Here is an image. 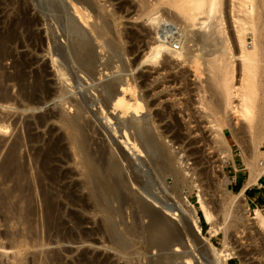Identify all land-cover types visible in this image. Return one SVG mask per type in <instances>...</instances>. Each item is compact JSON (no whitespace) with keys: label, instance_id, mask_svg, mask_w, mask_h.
Masks as SVG:
<instances>
[{"label":"bare ground","instance_id":"6f19581e","mask_svg":"<svg viewBox=\"0 0 264 264\" xmlns=\"http://www.w3.org/2000/svg\"><path fill=\"white\" fill-rule=\"evenodd\" d=\"M2 1L7 0H0V3ZM32 1L40 16L38 19L36 17L37 20L34 19V21L32 18L29 22L30 17L27 19L25 12L23 19L33 28L39 29L38 26L42 28L41 24L45 26L44 33L48 49L44 52L45 54L40 52L39 43L42 44L44 40L40 35L35 34L33 36L35 43H28L30 51L19 52L17 57H12L11 65L15 73L0 74V85L15 81L19 86L18 95L23 102L25 101L26 107L35 110L57 99L60 109L56 106L57 112L48 111L49 113L36 117L35 124L43 126L52 123L58 126L60 132L54 135L55 130L49 124L50 127L48 126L46 133L48 137L43 136L46 138L44 140L39 135L31 132L30 135L28 134L31 142L36 143L42 140L45 142L41 143L42 146L32 147L36 162L35 169L32 167L34 172L30 166L27 167L28 165L19 161L18 148L22 142L21 138L17 137L9 146L5 157L2 159L0 157V161L2 160L0 163V227H4V230L0 232V251L11 253L8 259L9 264H64L62 252H58L61 251L60 249L43 250V248L62 244L78 246L82 243L97 246L100 242L124 257L125 264H132L131 260L139 257L136 255L137 249L135 253V249L132 248L137 240L138 242L142 240L144 245L142 246L146 248L143 253L147 252V255L142 258L146 259L147 264L169 262L164 260L176 263L183 259V264H192L186 259V253L183 254L188 250V244L192 247L196 246L195 249L201 251L203 258L205 257L204 261L207 259L210 264H222V262L226 264L230 254L226 250L215 248L208 238L203 237L197 224L196 214L193 213L195 211L185 210L179 202H176V208L167 203L169 196L167 197L166 194L169 192L164 185L167 176L172 177L176 186L183 185L184 180L183 176H180L173 168L172 157L160 144L162 138L169 137L174 144L180 145L184 150L187 149L188 157H196L194 164L197 167L206 163L203 158L204 152L192 149L197 142L191 139V134H182L178 124L175 126L165 124L159 132L158 128L154 127V118L151 120L150 114L144 115L145 108L142 103L144 100L142 101L143 98L140 99L139 96V98L136 97V87L128 80L120 76L117 78L118 75L111 79L113 74L110 77L111 80L100 81L104 71H110L112 66L114 69L112 59L110 62L108 58L104 64L102 63L103 65L98 66L101 54H106L108 49L111 51L117 41L112 45L114 40L112 38L111 41L101 40L106 37L107 32L102 30L100 25L94 24L96 30H94L95 27L92 30L90 22L92 13L88 11H92V7L96 4L93 6L92 0ZM138 1L142 7L141 15L144 14V19H146L145 15L147 16L146 20L155 31V38L148 47L149 53L147 56L144 55L143 65L146 63L152 65L159 58L164 61L163 63L169 62L172 65H174L173 62L187 63L191 66L189 68L194 69L197 80V77L198 79L201 77L203 71L201 72L200 67L204 64L202 70H205L207 76L206 84L212 89L211 99L209 95L212 106L207 104L210 102L204 101V103L208 105L205 110H210L209 107H211L209 113L212 114V120L209 125H212L211 130L215 134L213 138L218 137L217 143L220 141L223 145V148L220 146L223 149L221 151L231 159V146L225 136L228 133L225 134L224 129L231 130V136H234V140L246 155L244 163L248 171V180L245 187L257 184L259 177L264 175V0H155L152 4L151 0ZM163 3L167 4L168 9L174 11L175 14L172 15L174 20L172 18L167 20L159 14L158 7ZM22 6H24L23 2ZM175 20L177 24L174 23ZM224 21L227 23V28ZM87 31L93 33L98 46L94 44V40ZM118 36L120 38V35ZM248 40L251 41L249 44ZM6 43L8 41L0 43V52L6 48ZM175 45L177 47H174ZM97 49H100L99 54ZM136 51L137 46L130 50L132 53ZM45 57L51 61L52 72H48L49 69H46L45 64L40 63ZM168 58H171V62ZM166 66H162V69L165 70ZM236 75L239 77L238 80ZM28 76L32 78L30 84L27 82ZM185 77L183 74V81ZM145 80L143 78L142 83ZM181 83L184 82L181 81ZM186 85L188 87L189 84L186 83ZM7 90L4 88L0 90V108L5 111L13 105H4L12 99ZM204 90L208 93L207 88ZM203 98L205 100L206 97ZM89 113L92 114L95 123H91L92 121L90 122L86 116ZM228 113L231 117H235L237 122L234 128L239 124L238 130L233 129L229 123H226L227 121L223 125L224 119L230 118ZM158 120L159 123H163L162 117ZM27 125L31 126V124ZM6 129L8 128L0 124L1 135H4L2 133H5ZM60 147H63L66 152L61 153L60 158L54 159L53 154ZM37 156H40V160H37ZM201 169L200 173L205 179L207 170ZM224 180L222 182L225 185L226 180ZM81 191L85 192L86 197L80 194ZM169 191L174 195L176 193L173 188ZM242 196L243 191L236 195L232 193L229 195L230 205H233L235 210L233 214L235 223L238 219V210L245 208L244 211H248V207L244 206L245 203L236 201ZM72 197L84 199L79 207L81 215L75 217L74 227L79 230L82 224H87L88 227L90 225L95 235L83 233L81 230L75 234L71 226H67L63 219L57 218L60 212L64 214L66 211L63 206L64 201L68 202L66 199ZM198 200L203 218L209 225V234L212 235L218 229L216 230L213 225L211 213L203 205L202 200ZM173 211L177 212H175L176 218H173L175 225L170 219L173 217L170 215ZM36 213L41 214L40 222L38 221L42 229H38L40 232L34 228L35 224L32 225ZM84 214L89 217H84ZM250 220L254 222L257 231L264 236L263 214L255 210L254 217ZM35 223L37 225V221ZM83 226L81 227L84 228ZM85 229L82 230L85 231ZM91 236L95 238L97 236V239ZM96 241L99 242L96 244ZM185 246H187L186 251L181 254L180 250ZM29 250L31 254L28 253ZM62 251L67 255L73 254L69 249L64 248ZM153 251L157 258L153 261L154 263L151 261L152 256L150 257ZM81 252L80 255L83 254V251ZM84 253L86 256V250ZM5 255L8 257L7 254ZM27 255L30 258H27ZM90 255L93 257V254ZM99 258L94 257L95 264H114L113 260L101 261Z\"/></svg>","mask_w":264,"mask_h":264},{"label":"rangeland","instance_id":"374dc122","mask_svg":"<svg viewBox=\"0 0 264 264\" xmlns=\"http://www.w3.org/2000/svg\"><path fill=\"white\" fill-rule=\"evenodd\" d=\"M148 1H150V0H148ZM148 1H147V3H148ZM22 2H23L24 6H22ZM92 2H93L92 3L93 6L96 4L94 7H92L93 8L92 11L91 10L88 11L89 13H92V14H90V17L92 18V19H90L92 30L94 29L96 24H97V26L100 25L102 30L104 29V31L107 32L106 37H103L101 40H103L104 42L106 40L111 41V38H112V39H114V40H112L113 43L110 41H107V42L112 43V45L117 41L113 45L114 46L113 49L115 47H117L116 50H114L116 52V55H115V52L112 51L113 49L111 51H110V49H108V50H106V54H104V53L101 54L102 56L100 57L99 61L100 62L102 61V62L101 63L99 62L98 66L103 65L106 62V60H108V59H110L109 61L111 62V59H112V62L114 63V64L112 63L114 65V69L112 66L113 70L111 69L110 71H104L103 72L104 76L101 78L102 80H100V81L101 82L109 81V80L113 79V77L114 78L117 77V75H118L117 78H119V76H120V78H122V79L125 78L124 80H126V81L128 80L129 83H131L133 86L135 85V87H136L135 88V91L137 92L136 97L139 96V97H141L140 99L143 98L142 101L144 100L142 102L144 104L143 106L145 108L144 109V113H145L144 115L148 116V114H150L149 117L151 120L154 118L153 119V121L155 120L154 121V123H155L154 127H157L159 132L161 130V127H163L165 124L170 125V126H175L176 124H178L181 127V133L182 134H191V139L193 141L197 142V144H195L192 147V149L202 150V152H204L203 158H205L204 161L206 163L204 165H200V166H204V167H200V166L197 167V165L194 164L196 157H194V156L188 157V154H187L188 150L187 149L184 150V148L182 149V147L180 145L174 144L169 137L162 138V140L160 141V144L165 148V152L172 157L173 168L180 174V176H183V180H184L183 185L176 186L172 177L167 176L164 185L169 192L168 194H166L167 197L169 196L168 202H167L168 205L176 208L177 207L176 202H179L185 210L190 211V212H191V210L195 211V212H193V211L192 212L196 214L195 216L197 217V224L201 229V233H202L203 237L208 238L210 240V243L215 248H217L219 250H222V249L226 250L227 253L230 254V257L226 261V264H264V236H263V233L257 231V229L255 228L254 222L252 220H250L251 218L254 217L255 210H259L261 212V214H263V216H264V175H261L259 177L257 184L245 187V185H247V180H248V171L246 170V166L244 163V158L246 157V155H245L244 150L240 147V145H238L236 140H234L235 139L234 136L233 135L231 136V130L224 129L225 134L228 133L225 136L227 138L228 143L231 146V154H232L231 159L227 158L226 155L221 151V150H223V149H221V147L223 145L220 143V141H219L220 145H218L219 144V143H217L218 137L216 136V138L215 137L213 138V136L215 134L211 130L212 125H209L210 121L212 120V114L209 113L211 110V107H209L210 110H205V109H207L206 107H208V105L212 103V100H210L212 98V95H211L212 89H210L209 86L206 84L207 83L206 82L207 76H206V73L204 72L205 70H202L204 68V66H203L204 64L203 65L201 64L203 67L201 66L200 70H201V72L202 71L203 72L201 74V77H199V79L197 77V80H196V76L194 75L195 74L194 69L189 68L191 66L188 65L187 63L182 64L180 62H176V63H179L180 64L179 65V64H176L175 62H173L174 65H176V66H174L171 63L169 64V62L163 63L164 61H162V59L159 58L158 59L159 63H157L158 62V60H157V62L152 63V65L149 63L148 64L146 63L143 65V61L145 58L144 55L147 56L149 53L148 47L151 46L153 39L155 38L154 37L155 31H154V28H152V26L146 20L147 16L145 15L146 19H144L143 18L144 14L141 15L142 7H140L141 5H140V3H138L139 1L138 0H92ZM150 2L152 4L155 2V0H151ZM23 8L26 10H24ZM139 8H140V10H139ZM158 8H159L158 12H160L159 14L161 16H163L167 20L170 18H172L174 20L172 15H174L175 13L171 9H168L169 7L167 6V4L165 5L163 3L162 6L160 5ZM27 11H29V12H27ZM25 12H26L27 19L30 17L29 22L32 20V18H33V20L34 19L37 20L38 17L40 16V14H38L39 12H37L35 5H34L32 0H25V1L24 0H11V1L7 0V1H2L0 3V13H1L0 14V40H1L0 43L8 41V43H6V45H7L6 48L2 51L3 53L0 52V71H1L0 74H9V73L14 74L15 73V69L11 65L12 57H17V55L22 53L23 51L29 52L30 51V49H29L30 45L28 43L29 42L35 43L34 42L35 40L33 38V36L35 34L40 35V37H42V40H44L42 44L39 43L40 47H39L38 43H36L37 46L41 49L40 52L45 54L44 52H46L48 49L47 40H46V36H45L46 34L44 33L45 32V26L43 24H41L42 28L38 26L39 29H37L36 27L33 28L32 26H30L23 19V18H25V16H24ZM30 12L33 14H31ZM99 13H100V15H102V17L99 15ZM30 14L33 15L34 17L33 16L31 17ZM36 15H38V16H36ZM36 17H37V19H36ZM97 18H98V20H97ZM99 18H101L100 19L101 21L99 20ZM92 20L95 21V23ZM101 22H105V23L102 24ZM23 23H26V24H23ZM100 23L103 26H105V28L107 27L108 31ZM174 23L177 24L178 22H176V20H175ZM224 23H225V27L227 28V23L225 21H224ZM106 24L108 26H106ZM101 28L97 27V29H101ZM109 29L111 30V33H110ZM94 30H96V27ZM30 32L32 33V35ZM87 32H88L89 36L92 38V40H94L93 33L91 31H87ZM13 34L15 35L14 37H13ZM109 35H111V37H109ZM118 35H120V38ZM121 35H122V37H121ZM30 37H31V39H30ZM9 38H12V39H9ZM32 39H33V41H30ZM121 41H123V42H121ZM250 42L251 41L248 40V44ZM94 44H96V46H98L97 45L98 43L95 40H94ZM26 46H28V47H26ZM119 46H120L121 50H120ZM134 46H137V51L135 53H132V52H130V50ZM175 46L177 47V45H175ZM138 47H140V48L138 49ZM43 49L44 50L46 49V50L44 51ZM205 49H204V51L209 50V49H206V50ZM99 51H100V49L97 51L98 54H99ZM120 52H123L122 54H124V56L122 54L118 55ZM202 53L206 54L203 51H202ZM108 55H109V57H108ZM117 55H118V57L119 56L120 57L118 58ZM101 59H103V60H101ZM119 59L121 60V62ZM170 59L171 58H168V61H170ZM41 60L42 61L40 63L42 65L45 64L44 66H46V69L47 70L49 69L48 72H52L53 69L51 70L52 65H50L51 64L50 59L45 57V58H42ZM141 61H142V63H141ZM201 61H203V59H201ZM162 64H164V65H162ZM121 65H123V66H121ZM138 65H139V67H138ZM166 65H168L170 68ZM162 66H166L165 70H164V68L162 69ZM101 67H100V69H102ZM117 67H119L120 69L119 68L117 69ZM151 68H152V70H151ZM167 68L169 69V71ZM183 70L186 72H184ZM105 72H107L108 74H106ZM182 72L186 76L184 81L182 79V75H183ZM185 73H187V74H185ZM110 77H111V79H110ZM143 78H145L146 80L142 83ZM236 78L238 80L239 77H237V75H236ZM30 80H32L31 77L27 78V82H29V84L31 83ZM178 80H179V82H178ZM181 81L184 83L187 81L186 83H188L190 86L188 85V87H187L186 83L185 84L181 83ZM15 83H16L15 81H14V83L13 82L5 83L6 85L4 83H2L1 84L2 86L4 84L3 87L0 85L1 86L0 90H3V88L8 89L9 91L8 90L7 91L9 92V95L12 98L8 103H6L4 105H10L11 106L13 104L12 107H10L11 109L9 108L6 111H5V109L0 108V111H1L0 112V124H1V126L8 128V129H6L5 133H2L4 135H1V133H0V135H1L0 136V157H1V159L4 158L9 146L17 139V137L21 138L22 142H20V147L18 148V150H19L18 151L19 161L21 163H25L26 166L28 165L27 167L30 166L31 170H33L32 172H34V169L36 167V162H35V159L33 157L32 147L33 146H36V147L42 146V144L45 143L43 140L48 137L46 135V133H47V130L50 126L55 130L54 135L60 132L58 129V126L52 125V123H49L50 126H49V124L43 125V126L36 125L35 124L36 123L35 118L39 117L41 115H44L46 113H49L48 111L57 112L58 108L60 109V106L58 104L57 99H54L52 101H49L50 103L48 102L47 105L42 106L41 107L42 109L39 108V110H37V109L35 110L32 108L26 107L25 101L23 102L22 98L18 95L19 94L18 93L19 92V89H18L19 86L17 85V83L16 84ZM199 83H200V85H199ZM203 84H204V86H203ZM202 87H205V88H202ZM199 88H201V89H199ZM206 88L208 90V93H205V92H207L206 90H204ZM186 89H187V91H186ZM200 90H202V91H200ZM195 92L196 93L198 92V93L196 94ZM180 94H181V96H180ZM201 94H203V96ZM202 97H206L205 100H204V98L202 99ZM209 97H210V99H209ZM204 101L210 102V103H207L208 105H206V103H204ZM201 103H202V107H200ZM209 106H212V104ZM24 107H25V110H23ZM18 108L21 112L18 110ZM26 109L28 110V112H25V111H27ZM32 110H33V112H32ZM3 113L6 117L3 115ZM13 113H15V114H13ZM209 114H211V115H209ZM91 115L92 114L89 113L86 116L90 119V122L92 121L91 123H93L95 121V119ZM228 116H230L229 113H228ZM90 117H92V118H90ZM160 117L163 118V123H159L160 121L158 119ZM234 118L235 117L230 116V118H228V120L231 119L230 121H228L227 119H224L223 125L226 123H229L233 129L238 130L239 124L234 128V126L237 122ZM188 119H189V121H188ZM190 119H192V120L190 121ZM157 120H158V122H157ZM182 121H184V122H182ZM225 121H227V122L225 123ZM33 122L35 125L33 124ZM27 124H31V126L29 125V127H28ZM37 126H38V128H37ZM96 126L97 125H95V127ZM208 126L210 128H208ZM27 127L30 129H28ZM98 127L99 126H97V128ZM30 132L34 135H39L40 137H42L41 139H43V140L41 142L38 141L36 143L31 142L28 138V136L31 134ZM154 133H156V132L154 131ZM22 135H24V136H22ZM43 136L46 138H43ZM213 141H214V143H213ZM31 143H33V145ZM204 143H206V144H204ZM263 151H264V148H263ZM65 152H66V150L63 147L62 148L60 147L53 154V158L54 159L60 158V156L62 155L61 153L65 154ZM37 160H40V156H37ZM1 161H0V163H1ZM207 163H209V164H207ZM32 167L34 169H32ZM201 168L203 170L204 169L207 170V172L205 174L206 175L205 179H204V175L202 176L201 175L202 173H200ZM31 170H30V172H31ZM197 170H199V172ZM29 174H31V173H29ZM199 176H201V177H199ZM207 177H208V179H207ZM224 179L226 180L225 185H224V182H222ZM222 183L224 186L222 185ZM172 188L175 189V192H176L175 195L171 191H169ZM0 189H1V187H0ZM156 189H157V186H156ZM240 191H243V196H242V198H239V200H236V201H241V202L245 203L244 206L248 207V211H244L245 208L244 209L241 208L240 210H238V213H239L238 219H236V223H235L234 215H233L235 210L233 209V205H230L231 204V198L229 197V195L231 193L236 195ZM81 192H80V194L83 197H86L84 194L85 192L84 193H83V191H81ZM198 199L202 200V203H204L203 205L211 213L212 220L214 222L213 225L215 226L216 230L218 229L217 232L212 234V235L209 234V225L205 222V220L203 218ZM83 200L84 199L82 197H72V198L66 199V201H68V202H65V201H64V203L62 202L66 211L64 214L62 212H60L57 215V218L63 219L64 223L67 226H71V228L73 229L75 234L77 232L82 231L83 233L84 232L88 233V234L92 233L93 235H95V233H93V230H91L92 227H90V225H89V227L87 224H85L86 226L84 224L81 225V226L84 225L83 227L86 228L85 231L82 230L84 228H82L81 226L79 227V230L77 229V227H74V225L76 223L75 217L81 215V213H80L81 211H80L79 207L81 206V203H82L81 201H83ZM175 212L176 211H173L170 213V215L173 216L172 218H170L173 225L176 224V222L173 220V218L174 219L176 218L175 214L177 212L176 213ZM69 213H71V214H69ZM245 213H247V215ZM38 214L39 213H36L34 215L36 217H35V219H33L32 225L35 224L34 228H36L37 230L38 229L42 230L41 227L39 226L41 214L40 215H38ZM34 216L32 218H34ZM83 216L89 217L87 214H84ZM36 221H37L38 226L35 223ZM87 229L89 232L87 231ZM3 230H4V227L3 228L0 227V232H2ZM40 230H38V231L40 232ZM89 235H91V234H89ZM91 238H95V236L94 237L91 236ZM95 239H97V236ZM98 242L96 241V244ZM139 242L141 243V245ZM139 242L137 240L134 243V246L132 247L135 249V251H134L135 253H136V249H137V253L139 255L138 254H136V255H137V257L138 256L139 257L134 258L131 261L133 263L135 261L134 264H147L146 259L142 258L144 255L145 256L147 255V252L143 253L144 250H146V248L143 247L144 245H143L142 240H139ZM88 244H90V246ZM101 244L102 243L100 242V244H99L100 246L98 244L96 246L95 244L93 245L91 243H82L80 245L78 244V246L76 244H73V245L72 244H67V245L62 244V245H56V246L51 245V246H46L45 248H43V250L44 249L45 250H49V249L58 250V249H60L61 251H58V252H60V253L62 252L61 255H62V258L64 260V262H63L64 264H78V263L82 264V261H83V264H95L93 259H94V257H97V256L101 258V259L99 258L101 261L102 260L103 261L113 260L114 264H116V263L117 264H125L126 259L124 257L119 256L117 252H114V251H112V249H109V247L106 246V244H104V245L103 244L101 245ZM70 245H72V246H70ZM74 245H76V246H74ZM87 245H88L89 249L87 248ZM185 245H187V243ZM60 246H62V247L59 248ZM187 246H185L184 249H181L180 252L182 254L183 251H186V247H187L188 250L186 252H184L183 254L186 253V256L185 255L184 256L186 257V259L190 260V263H192V264H204V263L210 264L207 259L206 260L208 262L206 260L204 261L205 257L203 258V254L201 253V251L199 249H197V248L195 249L196 246L192 247L190 244H188ZM106 247H108V248H106ZM64 248L71 250V252L73 254H69V255L64 254V252L62 251V250H64ZM93 248H94V250H93ZM85 250H86V256L87 257L84 255ZM1 251H0V253H1L0 254V261H1L0 263L1 264H3V263L9 264L8 259H9V256H11V253L8 251L7 252H4V251L1 252ZM29 251H28V253L31 254V250H29ZM81 251H83L82 255H84V256L80 255L82 253ZM132 251H133V249H132ZM93 252H95V253H93ZM141 253H142V256H140ZM5 254H7L8 257H6ZM90 254H93V257ZM154 254H155V256H154ZM29 255H27V258L28 257L30 258ZM153 256H154V258H153ZM2 257H3V259H2ZM150 257L152 258V260H151L152 263H154L153 261H156V259H157L156 253L154 251L151 253ZM83 258H84V260H83ZM80 259H82V260H80ZM116 259L119 261H117ZM137 259H139V260L137 261ZM201 260L204 262H202ZM71 261H73V262H71ZM164 261L165 262L169 261L168 263L172 262L171 260H164ZM164 261L162 263H164ZM183 261H184V259L178 260V262H176V263L172 262L171 264H183ZM75 262H77V263H75ZM220 262H221V260H220ZM168 263L166 262L165 264H168ZM222 264H224V263L222 262Z\"/></svg>","mask_w":264,"mask_h":264},{"label":"built area","instance_id":"2783aa9c","mask_svg":"<svg viewBox=\"0 0 264 264\" xmlns=\"http://www.w3.org/2000/svg\"><path fill=\"white\" fill-rule=\"evenodd\" d=\"M176 47V46H175Z\"/></svg>","mask_w":264,"mask_h":264}]
</instances>
